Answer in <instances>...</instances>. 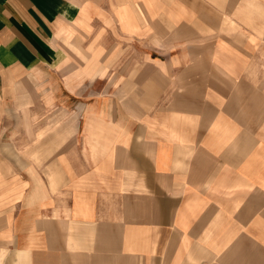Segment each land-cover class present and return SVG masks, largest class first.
Masks as SVG:
<instances>
[{"label":"crops","instance_id":"obj_1","mask_svg":"<svg viewBox=\"0 0 264 264\" xmlns=\"http://www.w3.org/2000/svg\"><path fill=\"white\" fill-rule=\"evenodd\" d=\"M96 12L123 54L74 149L0 171V264H264V0H0V106Z\"/></svg>","mask_w":264,"mask_h":264},{"label":"rangeland","instance_id":"obj_2","mask_svg":"<svg viewBox=\"0 0 264 264\" xmlns=\"http://www.w3.org/2000/svg\"><path fill=\"white\" fill-rule=\"evenodd\" d=\"M99 12L82 15L64 29L58 64L28 73L25 80L29 92H35L33 98H25L23 87V94L10 96L0 106V171L7 168L5 172L12 174L14 186L23 168L46 170L54 161H60L63 152L74 149L76 136L82 135V128L76 132V125L83 120V106L88 104V81H91L88 72L98 71L96 77L101 65L104 70L116 69V62L112 61L118 53L123 54V49L113 45L118 37L115 16ZM85 23L88 27L84 29ZM106 26L108 30H102ZM124 53L129 54L130 58L126 59L130 60L131 48L126 47ZM102 55L109 62L101 64ZM96 82L94 89L100 93L101 81ZM31 172L30 183L37 182L33 178L40 181ZM44 176L47 180V175ZM1 177L4 175L0 181ZM16 191L11 192L14 200Z\"/></svg>","mask_w":264,"mask_h":264}]
</instances>
